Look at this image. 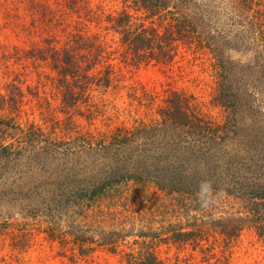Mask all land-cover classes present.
Masks as SVG:
<instances>
[{
  "label": "trees",
  "instance_id": "trees-1",
  "mask_svg": "<svg viewBox=\"0 0 264 264\" xmlns=\"http://www.w3.org/2000/svg\"><path fill=\"white\" fill-rule=\"evenodd\" d=\"M118 1L144 17L126 10L95 16L83 0H0L2 28L28 40L42 30L23 54L53 74L65 124L61 136L23 126L17 80L0 94V231L11 221L41 218L47 239L71 245L79 257L100 249L121 254V264H162L152 246L170 243L201 260L190 254L169 264H229L228 250L244 230L264 241L263 3ZM69 14L105 22L120 57L134 65L170 68L182 50L207 53L215 83L211 101L223 109V121L205 115L182 91L168 88L160 95L140 88L127 98L141 116L131 125L96 128L93 122L107 112L92 103L94 94L103 97L121 77L103 40L70 29ZM228 52L249 55L248 61ZM219 200L228 205L216 216ZM147 203L161 204L169 220L180 223L150 224L134 211ZM25 235L14 239L15 249H22ZM210 240L221 241L222 250ZM0 264L11 263L0 257Z\"/></svg>",
  "mask_w": 264,
  "mask_h": 264
},
{
  "label": "rangeland",
  "instance_id": "rangeland-1",
  "mask_svg": "<svg viewBox=\"0 0 264 264\" xmlns=\"http://www.w3.org/2000/svg\"><path fill=\"white\" fill-rule=\"evenodd\" d=\"M261 1L264 7V0ZM57 2L61 4L63 0H57ZM83 3L86 8L96 14L95 16L102 12L107 14L126 10L134 16L144 17L142 11L135 12L132 7L123 5L118 0H83ZM61 12L66 13L65 11ZM85 12L79 14L83 15ZM81 15L76 18V15L69 14L64 18L70 29L75 28L77 31L87 32L89 35H97L103 40L112 53V63L121 77V84L117 88L108 90L103 97L97 93L94 94L92 103L100 109L103 108L101 107L103 104L107 112L104 117H99L93 122L96 128L113 127L121 122L131 125L132 118L141 116L143 110H138L136 104L131 103L127 98L131 89L138 91L140 88L160 95L168 88L182 91L193 96L199 109L205 115L215 121H223L225 116L223 109L213 105L211 101L215 83L211 59L207 53L182 50L181 57L170 68L154 64L134 65L129 60L124 62V59L120 57L117 37L107 30L106 23L95 20L82 22ZM87 15L88 17L92 16L91 13H87ZM4 24L5 21L0 14V94L4 93L8 83L17 80L18 86L24 93L19 115L21 124L27 127L32 123L40 127L46 134L53 132L57 136H61L65 125L64 115L59 112L60 104L51 81L53 74L44 64H34L25 59L23 54V49L28 50L30 41H37V36L41 34L42 30L28 40L24 36H15L8 27L2 28ZM15 46L19 50L14 49ZM227 55L231 59L241 62H247L249 58V55L233 52H228ZM34 95L36 97H33ZM130 104L131 106H129ZM71 120L79 124L80 127H88L87 121L83 118L73 115ZM216 203L219 206L216 205L214 207L216 210L212 212L217 216L221 211V206L228 205V202L224 204L219 200ZM223 208L227 209V207ZM134 211L140 216L147 217V221L155 226L180 223L178 220H169L170 213L161 204L147 203L145 209L136 207ZM162 212H167V214L163 215ZM11 224L9 227L6 226V230L0 231V257L8 263L15 264V260L19 259L20 264H121V254L112 255L100 249L87 257L73 255L71 245H60L58 242L47 239L46 234L43 233L46 225L41 222V218H28L23 223L21 220H16L11 221ZM17 225L19 226L17 227ZM23 230L27 233L20 241L24 247L15 249L12 246L14 239L20 240ZM209 243L214 245L216 252L223 248L222 242L219 240H210ZM152 247L155 256L162 264L173 262L176 256L188 257L190 254H193L197 261L201 260L200 255L191 252L189 248L183 250L170 243H154ZM228 251L230 253L229 264H264V241L258 239L251 230L241 232ZM210 264H214V261L211 260Z\"/></svg>",
  "mask_w": 264,
  "mask_h": 264
}]
</instances>
